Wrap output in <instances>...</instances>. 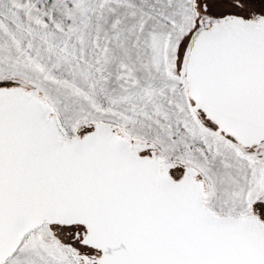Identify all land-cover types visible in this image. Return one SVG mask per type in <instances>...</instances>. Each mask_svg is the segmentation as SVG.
I'll return each mask as SVG.
<instances>
[{"label": "snow or ice", "instance_id": "obj_1", "mask_svg": "<svg viewBox=\"0 0 264 264\" xmlns=\"http://www.w3.org/2000/svg\"><path fill=\"white\" fill-rule=\"evenodd\" d=\"M0 264H264V0H0Z\"/></svg>", "mask_w": 264, "mask_h": 264}]
</instances>
